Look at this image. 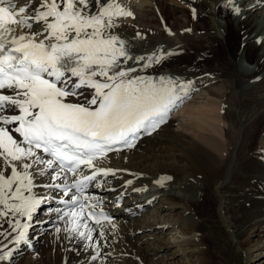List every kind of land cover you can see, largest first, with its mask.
I'll use <instances>...</instances> for the list:
<instances>
[{
	"label": "bare ground",
	"instance_id": "1",
	"mask_svg": "<svg viewBox=\"0 0 264 264\" xmlns=\"http://www.w3.org/2000/svg\"><path fill=\"white\" fill-rule=\"evenodd\" d=\"M141 1L148 0L114 1L132 15L113 17L118 27L110 31L126 42L133 57L145 58L129 60L123 66L136 69L131 76L152 72L171 77L177 85H182V89L175 88L180 98L171 109L197 86V91L207 96L209 110L192 114L197 122L176 128L173 123L177 119L172 116L133 149L112 153L98 162L99 167L115 172L107 177L98 175L95 180L98 183L85 193L101 202L97 208L115 216L112 222L101 223L102 227L87 220L89 227L96 229L92 235L98 245L75 236L69 239L65 228L70 227V218L61 219V216L70 208L58 201L68 196L44 187L51 182L50 175H36L33 193L38 198L49 199L33 212L32 221L27 216L9 213L28 227L15 228V221L10 238L0 235V244L9 243L5 252H11L0 264H14V261L33 264L37 253L49 245L62 250L53 264H88L97 252L101 264H145L150 261L149 240H158L155 230L163 232L167 227L178 230V240L168 242L176 244L180 253L152 244L151 248H158L160 255L167 250L172 259L181 257L186 264H227L225 259L219 261L215 253L211 254L212 247L204 241L205 234L195 232L192 216L202 209L218 219L234 248L245 254V264L253 260L250 252L254 248L261 242L264 246V31L255 22L261 17L256 12L258 9L264 18V0H233L232 8L240 9L236 14L239 18L232 16L227 8L228 0H152V7ZM15 2L19 7L27 0ZM96 10L93 0L92 11ZM40 27L34 25L30 31H39ZM232 33H238L239 39L231 44ZM156 57L161 58L159 63ZM240 58L250 64L249 72L239 68ZM146 64L148 67H144ZM216 106L221 108L219 116ZM185 125L188 127L184 128ZM9 174L10 170L5 172L6 176ZM166 177L171 179H162ZM158 179H162L161 183L155 182ZM129 180L131 184H127ZM190 194L201 203L197 206L189 203L185 197ZM160 195V202L152 210L158 216L165 214L163 220L156 219L152 224L146 217L149 212L140 214V218V201L144 206L150 205ZM207 198L211 202L209 211L204 207ZM96 200L86 202L92 204ZM39 208L44 214L36 215ZM51 216L54 222H47ZM1 219L0 229L4 227ZM40 224L46 227L44 232ZM21 231L25 236L17 243L15 238ZM101 231L103 238L99 235ZM143 239L148 242L141 245ZM33 245L38 249L31 253ZM128 249L135 255L130 257Z\"/></svg>",
	"mask_w": 264,
	"mask_h": 264
},
{
	"label": "snow or ice",
	"instance_id": "2",
	"mask_svg": "<svg viewBox=\"0 0 264 264\" xmlns=\"http://www.w3.org/2000/svg\"><path fill=\"white\" fill-rule=\"evenodd\" d=\"M94 4L95 12L93 0H27L19 7L15 0H0V217L11 212L31 219L49 199L33 193L35 176L50 175L44 187L63 196L75 189L61 219L70 218L69 239L87 241H93L96 230L88 219L101 227V218L110 222L102 209L95 211L101 202L85 195L98 175H115L98 162L119 151L117 145L132 148L141 132L155 131L180 98L175 88H183L171 78L161 77L158 86L150 78L131 76L136 69L123 65L145 58L133 57L110 30L118 27L113 17L132 13L114 0ZM34 25L40 30L30 31ZM68 173L77 178L69 182ZM21 227L28 225L16 221L15 228ZM99 235L103 238V231ZM24 236L21 231L15 241ZM10 255L5 252L0 260Z\"/></svg>",
	"mask_w": 264,
	"mask_h": 264
},
{
	"label": "rangeland",
	"instance_id": "3",
	"mask_svg": "<svg viewBox=\"0 0 264 264\" xmlns=\"http://www.w3.org/2000/svg\"><path fill=\"white\" fill-rule=\"evenodd\" d=\"M148 1L147 2L146 1H141V3L145 2V4H148V5H150L152 7L154 5V3H152V0H148ZM171 3H173V1H171ZM233 4L234 3H232L231 5L228 4L227 8L230 9V11L232 13V16L234 15L236 18H239L238 15H236V12L234 11L235 8H232ZM184 6L190 10L189 6H187L185 4H184ZM256 12H258L257 14H261L260 16L262 17L263 12H259V9ZM261 17L258 18L255 22H257L258 27L262 28L263 31H264V18H261ZM219 19L223 23V20L221 18H219ZM217 20H215V21H217ZM219 30L222 31L221 28H219ZM232 34L233 35L230 38L231 40L229 41V42H231V44L239 39L238 33L237 34L232 33ZM263 34H264V32H263ZM253 52H255V51H253ZM238 63H239L238 66H239V68L241 70L249 72L247 70V67H249L250 64L247 63L243 58L242 59L240 58ZM196 88H197V86L196 87L194 86V88H191V91L189 92V95L183 101H180L179 105L175 108V110H174V112L172 114V116H174L177 119V121H175L173 123V126L175 128L176 127H180V124L183 125V124H188V123H191V122H193V123L197 122L195 120V118L197 119V117L193 118L191 115L192 114H197L198 111H200V110H203V111H208L209 110V107L211 105L207 101V96L205 95V93H202L201 90L197 91ZM176 105H177V102H176ZM215 110H216L217 115L219 116L220 112H221V108H218L216 106ZM220 124H222V123L220 122ZM187 127H188V125H185L184 128H187ZM190 130H191V128H190ZM193 196L195 197V195H191L190 194L187 197H185V199L189 203L194 204V205L197 206V204H200L201 202H199L197 200L195 201V198H193ZM161 198H162L161 195L157 196L155 199H153V201L150 203V205L148 203V205H146V206H144L143 202L141 203L140 199L134 200V201H140V205H138V209H140V213L138 214V216H140V214H142V213L149 212L147 214L148 216L146 215L147 220H149L152 224H153V222H156L155 221L156 219H159L158 221L161 222L163 220L162 216H165V214H163V213L160 214L159 213V216H160L159 217L158 214L153 213L154 210H152L158 205V203L160 202ZM208 198H210V197H208ZM208 198L204 200V204H205L204 207L209 211L211 202H210V200ZM135 203H137V202H135ZM202 204H203V202H202ZM41 209L42 208L38 209V212L36 213V215L44 214L43 209L42 210ZM51 217L49 219H47V222H54V220H53L54 217H52V218ZM1 218H2L1 222H2V224H4V227L2 229H0V235L5 237V239H8L12 235L11 234L12 233L11 225H13V223L16 221L15 220V216H13L12 214H9L7 217H1ZM140 218H141V216H140ZM33 219L34 218H32L30 221H32ZM9 220H11L12 223H9L8 222ZM188 220H189V222H191L192 220H193V222L195 221V223H193V224H195L194 227L196 229L195 230L196 233L198 232L201 235H204V234L206 235V236L204 235V241L206 242V244L209 247H212L211 254L213 255L215 253V256H216L217 260L223 261L225 259L228 262L227 264H245L244 263L245 254L242 251H237V249L234 248L233 243L231 242V239L228 238V236L225 233V230L223 229L221 223L218 221V219L216 217H214L213 215H210V214H207V213L203 212V209H202L201 211L196 210L195 211V216L194 217L192 216V220L190 218H188ZM44 221H45V219L41 220V222H44ZM58 225H60V223ZM40 226H41V224H40ZM41 227H44V226H41ZM45 228L46 227L43 228L42 232L45 231ZM49 228H51V227H49ZM167 228L168 229L164 230L163 232H158L157 230H155L156 236L159 237V239L156 240V241L154 239L149 240L151 242V246H152V244L155 243L156 245H159V246H162V247L167 246V249H169L170 252L171 251L174 252L176 250H179L178 246H176V244H172V243L168 242V241H171V240H174V241L176 239L178 240V237L176 236L178 230L172 229L171 227H167ZM197 228H198V230H197ZM150 231H151V233L154 232L152 229ZM43 234H45V233H43ZM162 238H163V240H162ZM146 242H148V241L146 239H143L142 242H140V244L141 245L142 244H146ZM166 243H167V245H164ZM8 246H9V243L0 244V255H3L5 253V251L9 248ZM151 246H150V250H149V253H148V257L150 258V261L144 262L145 264H154L155 262H159L160 264H173L174 262L175 263L179 262L180 264H186V260L185 259H182L181 257H174L172 259L167 254L168 253L167 250H166V253L164 252V254L162 253L160 255L159 254L160 251L157 250L158 248L152 249ZM37 249H38V247H35V245H33L32 249H30V252L33 253L34 251H37ZM60 252H62V250H59L58 247H55L54 245L53 246L49 245L47 248L42 250L40 253L39 252L37 253V255L35 257L36 260L34 261V263L35 264H46V263L47 264H53L55 259L59 256ZM223 252L225 254H223ZM179 253H180V250H179ZM128 254H129L130 257L135 255L134 252L132 250H129V249H128ZM250 254H251V256H253V260L251 261L250 264H264V246H263V242H261L259 247L254 248L250 252ZM162 255H164V256L162 257ZM17 257H21V256H17ZM13 263L14 264H18V262H15V261ZM88 264H101V263L98 260V257H97L96 260H92V256H91ZM218 264H221V263H218Z\"/></svg>",
	"mask_w": 264,
	"mask_h": 264
}]
</instances>
